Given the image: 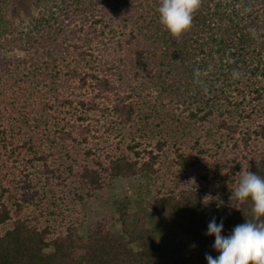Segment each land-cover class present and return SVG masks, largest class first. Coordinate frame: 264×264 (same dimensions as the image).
<instances>
[{
  "label": "trees",
  "instance_id": "1",
  "mask_svg": "<svg viewBox=\"0 0 264 264\" xmlns=\"http://www.w3.org/2000/svg\"><path fill=\"white\" fill-rule=\"evenodd\" d=\"M159 4L61 0L26 28L0 9V264H208L213 219L222 236L254 219L230 196L242 171L264 178V0H202L178 39ZM143 174L154 203L116 200L119 229L84 238L53 202Z\"/></svg>",
  "mask_w": 264,
  "mask_h": 264
},
{
  "label": "rangeland",
  "instance_id": "2",
  "mask_svg": "<svg viewBox=\"0 0 264 264\" xmlns=\"http://www.w3.org/2000/svg\"><path fill=\"white\" fill-rule=\"evenodd\" d=\"M60 1L61 0H0V9L5 12L6 17L8 16L11 20L20 23L21 27L26 28L33 18L38 16L40 10L46 6L58 4ZM233 6L236 7L234 2L230 4L229 10L231 7L233 8ZM249 12L250 11L248 10V13ZM160 109V112L155 114L154 120L158 122L161 127H164L162 123L165 122L162 120H166L168 114L165 112L164 107L161 108L160 106ZM19 117L22 119H19L18 121L21 122L25 128H28V126H30L32 115H26L24 113V116L18 115V118ZM137 123L138 122H136L133 127L135 131L137 129ZM164 129L170 130L171 128L164 127ZM157 130L158 128H156V133ZM133 133L135 132H128L127 135L130 134L132 136ZM231 147H233V150L237 151L234 146ZM231 147H229V150ZM224 150L227 149L224 147L222 151ZM237 155L239 156V153H237ZM160 183L162 182H159L157 176H148L144 174L130 177L118 176L112 182H109V184H105L102 189L96 190L94 195L90 198L86 197L87 195L83 188L77 191L79 196L73 193V191H75L73 189L77 188L74 184L75 187L72 189L71 193H65L66 196L59 195L58 193L53 202L59 206V208L66 210V214L64 215L65 218H70V220L74 219V221L76 219L80 220L79 223L81 224L78 226L77 231L79 235L85 238L89 233L88 224L99 219H105L111 223V226L114 228H120V222L118 220L115 206V201L120 198L126 197L130 200V208L133 211L138 212L141 209L150 210L152 203H154L156 191L160 186ZM80 194L82 197H85V201L80 200ZM153 223H156V221L153 220ZM178 239L188 241V236L185 233L180 232L178 234ZM132 247L135 249L137 248L135 244H133ZM185 253H188V251H185Z\"/></svg>",
  "mask_w": 264,
  "mask_h": 264
},
{
  "label": "clouds",
  "instance_id": "3",
  "mask_svg": "<svg viewBox=\"0 0 264 264\" xmlns=\"http://www.w3.org/2000/svg\"><path fill=\"white\" fill-rule=\"evenodd\" d=\"M202 0H160L157 9L161 25L175 38L189 31ZM259 162L257 166L259 167ZM252 202L254 219L237 225L228 236H222L223 223L213 219L208 235L215 236L218 256L206 255L208 264H264V178L242 171L238 183L231 188V201Z\"/></svg>",
  "mask_w": 264,
  "mask_h": 264
}]
</instances>
